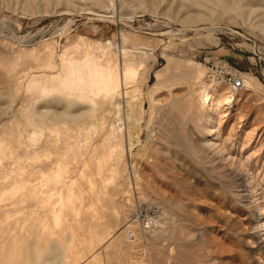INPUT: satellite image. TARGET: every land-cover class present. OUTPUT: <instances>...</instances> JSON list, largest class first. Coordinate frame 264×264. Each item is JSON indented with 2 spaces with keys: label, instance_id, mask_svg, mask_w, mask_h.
I'll return each mask as SVG.
<instances>
[{
  "label": "rangeland",
  "instance_id": "1",
  "mask_svg": "<svg viewBox=\"0 0 264 264\" xmlns=\"http://www.w3.org/2000/svg\"><path fill=\"white\" fill-rule=\"evenodd\" d=\"M93 1L0 0V264H264V0Z\"/></svg>",
  "mask_w": 264,
  "mask_h": 264
},
{
  "label": "bare ground",
  "instance_id": "2",
  "mask_svg": "<svg viewBox=\"0 0 264 264\" xmlns=\"http://www.w3.org/2000/svg\"><path fill=\"white\" fill-rule=\"evenodd\" d=\"M108 1H110V0H108ZM104 2V0H94L93 1V4L95 3V5H103V4H106V3H103ZM105 2H107V1H105ZM108 3V2H107ZM108 5V4H107ZM99 8H100V6H99ZM101 8H102V6H101ZM210 30V29H209ZM208 30V31H209ZM197 31V30H196ZM210 32V31H209ZM198 33V32H197ZM196 33V34H197ZM199 34V33H198ZM213 41V40H212ZM46 42V41H45ZM84 44V43H83ZM123 52H125L126 51V49L125 48H123V50H122ZM36 60V59H35ZM36 62V61H35ZM63 70V69H62ZM129 69L127 68V69H125V70H123L122 71V74H123V78L121 79V77H119V70H116V67H115V69L111 72V73H107V72H102L103 73V75H105V77H107L108 79H107V84H111V91L113 92V94H115L116 96H118L119 94H118V92H119V89H120V87L121 86H124L125 84H126V82H125V78H124V73H126L127 71H128ZM207 72V71H206ZM30 73V72H29ZM78 74H80V73H78ZM27 75H30V74H28L27 73ZM83 76V75H82ZM81 76V77H82ZM206 76V75H205ZM29 77H32V76H29ZM60 77H61V75H60ZM84 77V76H83ZM244 77V76H243ZM45 78V77H44ZM49 78V77H48ZM25 80V79H24ZM23 80V81H24ZM33 80V79H32ZM40 80V79H39ZM81 80H82V78H80V79H73V78H68L65 82H66V84L68 85V86H72V88H76V86H77V84H79V82H81ZM9 81V80H8ZM83 81H84V79H83ZM82 81V82H83ZM27 82V81H26ZM38 82V81H37ZM63 82V81H62ZM5 83H7L6 81H5ZM14 83V82H13ZM204 83H206V82H204ZM84 84V83H83ZM244 84H245V86H247V82L244 80ZM13 85V84H12ZM24 85V84H23ZM45 85V84H44ZM217 87V86H216ZM216 87L214 88L213 87V89H212V85H204L203 86V88H202V90L199 92V94H198V98H199V100H198V106H197V108H198V112L199 113H206L207 114V112L210 110V109H213L214 110V112L216 113V111H218L219 109H222L223 107H229L232 103H233V101H234V93H232L231 91H219V90H217L216 89ZM25 88H26V86H25ZM42 88V87H41ZM47 88H48V86H47ZM84 88V87H83ZM126 88V87H125ZM31 89V88H30ZM32 90V89H31ZM42 90V89H41ZM81 90V89H80ZM46 92V91H45ZM82 92V91H81ZM89 92V91H88ZM86 93V92H85ZM84 96V95H83ZM89 96V95H88ZM90 97V96H89ZM91 98V97H90ZM193 107V106H192ZM191 107V108H192ZM27 111V110H26ZM36 111V110H35ZM67 112V111H66ZM211 112H213V111H211ZM213 112V113H214ZM68 114H69V112H68ZM211 114V113H210ZM218 114V113H217ZM69 115H71V114H69ZM68 115V116H69ZM211 115H213V114H211ZM211 115H208L207 114V117L208 116H211ZM219 115V114H218ZM206 116V115H205ZM214 116V115H213ZM212 116V117H213ZM47 117H50V116H47ZM212 119V118H211ZM214 119V118H213ZM216 119V118H215ZM205 120H207L206 118H205ZM204 120V121H205ZM197 121V120H196ZM199 121V120H198ZM209 121V120H208ZM212 121V120H211ZM207 122V121H206ZM200 123V122H199ZM204 123V122H203ZM205 124H208V122L207 123H205ZM42 125V124H41ZM33 126H36V130H34L33 131V133H35V132H38L37 130H39V128H38V126L39 125H37V124H35L34 123V125ZM204 128V127H203ZM119 129V128H118ZM117 129V130H118ZM56 136V135H55ZM57 137H58V134H57ZM59 142V141H58ZM206 143H208V142H206ZM212 145V144H211ZM210 145V146H211ZM112 148L110 147V150H111ZM39 150H41V149H39ZM22 151H23V149H22ZM34 151V154L36 153L35 151L36 150H33ZM32 151V152H33ZM31 152V153H32ZM109 152V151H108ZM12 153V152H11ZM109 153H112L111 151L109 152ZM33 154V153H32ZM37 154H39L40 155V153H37ZM107 154V153H106ZM105 154V155H106ZM109 155H111V154H109ZM109 155H108V157H109ZM103 158L105 159V157L103 156ZM107 158V157H106ZM100 159H102V158H100ZM104 159H103V161H104ZM108 161V159H105V161ZM99 161V162H98ZM96 160V162H98L99 164H102L103 162H100V160ZM102 165H104V164H102ZM98 166V165H97ZM99 166H101V165H99ZM98 166V167H99ZM112 167V166H111ZM110 168V167H109ZM101 169V168H100ZM59 171V170H58ZM102 171V170H101ZM54 174V173H53ZM59 175V173H56V175ZM51 175H52V173H51ZM47 176V175H46ZM55 176V175H54ZM43 177V176H42ZM53 177V176H52ZM43 178H45L46 179V177H43ZM43 178H42V180H43ZM44 179V180H45ZM87 179H89L88 177H87ZM46 181V180H45ZM50 181V180H49ZM89 181V180H88ZM90 181H91V178H90ZM93 181V180H92ZM94 182V181H93ZM44 184H46V182L44 183ZM41 185V187L42 186H45V185ZM89 184H90V182H89ZM93 183L91 182V184L90 185H88V186H91ZM39 185V186H40ZM92 186H95V183L92 185ZM91 186V187H92ZM90 187V188H91ZM46 188V187H45ZM44 188V189H45ZM70 188V187H69ZM88 188V190H87V192H89V187H87ZM43 189V188H42ZM47 189V188H46ZM94 189V188H93ZM118 190V189H117ZM84 191H86V190H84ZM90 191H91V189H90ZM86 192V193H87ZM70 193H72V192H70ZM73 194V193H72ZM90 194V193H89ZM75 196V195H74ZM71 198L73 199V196L71 195ZM78 198H79V196H78ZM75 199H73V201H74ZM76 201V200H75ZM57 202V201H56ZM55 202V203H56ZM75 203V202H74ZM72 204H73V202H72ZM75 209V208H74ZM74 209H73V211H74ZM58 210V209H57ZM75 210H78V209H75ZM77 212V211H76ZM75 212V213H76ZM58 213V212H57ZM59 214V213H58ZM74 214V213H73ZM56 216H59V215H57L56 214ZM78 216V215H77ZM95 216H96V214H95ZM75 219V218H74ZM57 219L55 218V221H56ZM76 220V219H75ZM58 222V221H57ZM57 222H55V224L57 223ZM133 228H134V226H133ZM173 229V228H172ZM171 229V230H172ZM167 232V231H166ZM170 232V231H169ZM162 233V232H161ZM163 233H164V231H163ZM165 234V233H164ZM161 237H162V235H161ZM166 237V236H165ZM164 237V238H165ZM166 240V239H165ZM165 240H163V241H165ZM169 240V239H168ZM58 247V246H57ZM101 247H103V246H101ZM61 248V247H60ZM60 248H58L57 249V251L56 252H58V250L60 249ZM101 249V248H100ZM52 250H53V248H52ZM50 252V251H49ZM170 252V251H169ZM51 253V252H50ZM48 254V253H47ZM56 254V253H55ZM63 254V253H62ZM51 255H53L52 253H51ZM53 257H54V255H53ZM59 257V256H58ZM57 257V258H58ZM63 257V256H62ZM163 257V256H162ZM62 259V258H61ZM164 259H166V258H164ZM63 260V259H62ZM167 260V259H166ZM64 261V260H63ZM62 261V262H63ZM59 263V262H58ZM60 263H61V261H60ZM65 263V262H64ZM53 264V263H52Z\"/></svg>",
  "mask_w": 264,
  "mask_h": 264
},
{
  "label": "built area",
  "instance_id": "3",
  "mask_svg": "<svg viewBox=\"0 0 264 264\" xmlns=\"http://www.w3.org/2000/svg\"><path fill=\"white\" fill-rule=\"evenodd\" d=\"M206 69L204 82L208 85L225 86L232 93H238L245 87L243 75L227 64H210ZM140 207V214L136 218H132V222L137 224L141 231L144 230V235H146L154 228V222L158 220V210L153 206L141 205Z\"/></svg>",
  "mask_w": 264,
  "mask_h": 264
}]
</instances>
